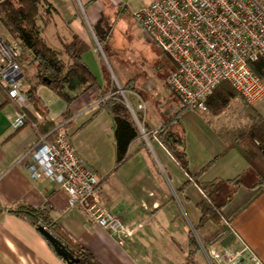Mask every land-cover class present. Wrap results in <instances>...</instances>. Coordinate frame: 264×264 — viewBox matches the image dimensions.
<instances>
[{
  "label": "crops",
  "instance_id": "obj_1",
  "mask_svg": "<svg viewBox=\"0 0 264 264\" xmlns=\"http://www.w3.org/2000/svg\"><path fill=\"white\" fill-rule=\"evenodd\" d=\"M48 1L58 10V15L43 28L47 44L63 50L77 35L89 46L84 60L98 84L70 105L47 86H40L37 96L43 103L42 112L31 103L27 124L19 130L11 126L19 106L0 86V205L12 207L25 203L41 208L50 204L60 230L74 243L88 248L102 264H189V252L196 248V264H264V190L255 187L254 180L242 186L226 205L220 224L202 225L197 206L205 199L204 193L156 138L152 142L145 139L148 150L137 151L140 142H135L130 148L132 158L116 168L112 118L105 111L92 118L99 110V98L107 88L109 76L113 81L114 74L119 81L106 56L97 50L94 29L99 28L105 17L101 0L90 5L89 0H69L68 5L63 0ZM80 3L87 5L86 9H80ZM22 70L27 91L38 81L37 62L30 52L22 60ZM133 95V105L130 101L129 104L134 113L143 116L151 133L161 129L166 118L157 111H148L147 101L140 94ZM149 104L150 109L154 104ZM48 124L55 125L52 132L68 133L76 150L96 171L103 203L123 220V244L90 221L82 210L71 208L69 195L58 183L31 175V161L25 154L40 137L55 138L44 134ZM221 149L215 157L187 149L191 172L198 174L201 183L231 180L247 170L246 161L236 149H229V142H224ZM218 156L221 157L215 161ZM181 198L186 202L185 207H181ZM251 254L256 261L251 259ZM0 264L66 262L39 228L3 211L0 212Z\"/></svg>",
  "mask_w": 264,
  "mask_h": 264
},
{
  "label": "built area",
  "instance_id": "obj_2",
  "mask_svg": "<svg viewBox=\"0 0 264 264\" xmlns=\"http://www.w3.org/2000/svg\"><path fill=\"white\" fill-rule=\"evenodd\" d=\"M134 16L176 64L167 85L184 108L207 113V101L225 81L252 105L264 97V83L250 68L264 61V0H156ZM23 55L19 43L0 30V86L19 106L11 124L15 130L26 126L31 104L22 81ZM25 157L33 178L58 183L71 208L124 243L123 220L103 203L97 173L68 133L60 130L53 140L40 137ZM251 259L256 261L253 254Z\"/></svg>",
  "mask_w": 264,
  "mask_h": 264
},
{
  "label": "trees",
  "instance_id": "obj_3",
  "mask_svg": "<svg viewBox=\"0 0 264 264\" xmlns=\"http://www.w3.org/2000/svg\"><path fill=\"white\" fill-rule=\"evenodd\" d=\"M96 0H89V5ZM87 5H84L86 9ZM58 15V10L48 0H1L0 1V23L5 30L19 43L26 57L31 53L37 62L38 81L26 91L32 105L42 112L43 103L37 96V89L44 85L55 92L67 105H70L82 93L88 91L98 84L94 73L84 60V55L89 51V46L77 35L73 36L71 43L65 44L63 50L51 48L43 37V28L48 25L54 16ZM104 23V17L101 25ZM101 25L94 29V34L99 45L108 59V42L112 36V29L104 30ZM251 70L264 83V61L258 60L250 64ZM129 80L123 85L125 91L138 93L136 81ZM100 96L98 112H107L113 121L115 135L116 168L125 165L133 156L130 152L131 146L139 141L140 146L137 151L148 150V145L143 137L141 128L143 127L150 142L155 138L160 141L174 157L180 168L200 187L205 195L197 206L201 214V224L213 222L220 224L223 218V209L232 200L238 190L246 185L245 177L250 172L254 180L255 187H262L264 190V117L254 106L240 96L233 85L222 82L207 101V107L214 116L223 114L231 102L238 97L245 101L246 114L249 123L239 131H232L228 135L229 149H236L246 161L247 170L238 177L231 180L216 179L208 183H201L198 174H193L190 169L189 155L183 147V141L178 137L174 126L179 121V113L174 114L161 129L151 133L150 128L144 123L143 116H135L126 105L118 86L114 84L109 76ZM42 126L39 130L42 131ZM55 125L48 124L44 131L45 135L55 137L58 130L52 132ZM221 156L215 158L217 161ZM222 184L229 188V194L225 195L219 189ZM224 189V188H223ZM225 190V189H224ZM221 196V198H219ZM219 198V200H218ZM218 200V201H217ZM8 211L30 225L39 228L44 226L59 238L72 251L78 259L75 264H102L95 255L86 247L74 243L64 234L52 217L50 204H45L41 208H34L25 203H17L12 207L0 205V212ZM193 246V245H192ZM198 249H191L188 255V263H195V256Z\"/></svg>",
  "mask_w": 264,
  "mask_h": 264
},
{
  "label": "rangeland",
  "instance_id": "obj_4",
  "mask_svg": "<svg viewBox=\"0 0 264 264\" xmlns=\"http://www.w3.org/2000/svg\"><path fill=\"white\" fill-rule=\"evenodd\" d=\"M63 1L67 5L71 3L69 0ZM154 1L156 0L100 1L105 10L103 29H112L107 60L120 81L112 74L114 84L119 89L129 80L138 79L137 91L147 101L148 111H157L159 116L166 118L165 121L179 113V121L174 130L183 141L186 151L195 149L198 154L215 157L222 150L224 142H229L228 135L249 123L244 98L238 97L233 100L227 110L219 116H214L209 111L202 113L184 108L178 96L167 85L166 77L176 69V64L154 40L149 38L144 27L134 16L135 12ZM78 5L80 9H84V3ZM3 28L0 23V30ZM97 46L98 52L104 54L98 41ZM152 90L156 94L153 95ZM124 94L128 103L130 101L133 105V93L125 91ZM150 102L154 105L149 109ZM252 106L264 115V97ZM141 131H144L143 127ZM189 161L191 169V158ZM252 181L251 173L247 174L246 184L250 185ZM219 189L226 198L229 194L226 187L221 185ZM195 195L198 196L197 193ZM183 206H186V202L181 198V207ZM186 212L191 213L188 210Z\"/></svg>",
  "mask_w": 264,
  "mask_h": 264
},
{
  "label": "water",
  "instance_id": "obj_5",
  "mask_svg": "<svg viewBox=\"0 0 264 264\" xmlns=\"http://www.w3.org/2000/svg\"><path fill=\"white\" fill-rule=\"evenodd\" d=\"M119 92L122 94L124 100L126 101L127 106L134 115L133 108L128 103L126 96L124 94L125 90L119 87ZM142 132H143V137H145V139L147 140V135L144 133V131ZM39 231L48 240V242L51 244L55 252L65 260L66 264H75L78 262V259L74 256L72 251L65 245L64 242H62L59 238H57V236H55L50 230H48L44 226H40Z\"/></svg>",
  "mask_w": 264,
  "mask_h": 264
}]
</instances>
